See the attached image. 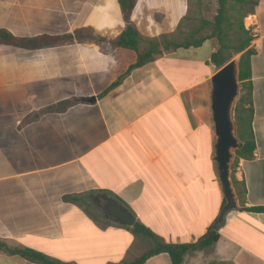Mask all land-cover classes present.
<instances>
[{"label":"crops","instance_id":"crops-1","mask_svg":"<svg viewBox=\"0 0 264 264\" xmlns=\"http://www.w3.org/2000/svg\"><path fill=\"white\" fill-rule=\"evenodd\" d=\"M190 0H137L131 22L143 52L172 40ZM248 28L255 140L234 177L246 193L218 241L182 264H264V0ZM125 23L117 0H0V29L19 38L90 31L103 42L22 49L0 44V241L63 264H125L150 244L102 215L112 199L163 244L193 245L223 207L210 112L216 40L155 55L115 49ZM180 35H183L182 33ZM210 43L208 55L201 49ZM80 99L65 111L41 110ZM30 118L28 121L26 119ZM95 213L102 216L98 219ZM0 264H33L0 252ZM145 264H171L168 254Z\"/></svg>","mask_w":264,"mask_h":264},{"label":"trees","instance_id":"trees-1","mask_svg":"<svg viewBox=\"0 0 264 264\" xmlns=\"http://www.w3.org/2000/svg\"><path fill=\"white\" fill-rule=\"evenodd\" d=\"M125 23L123 32L113 40L108 42L109 46L115 49L131 50L137 54L136 63L133 68L140 67L143 64L150 62L155 55H160L168 51H175L178 49H188L200 47L205 41L214 39L218 44V50L211 55L210 62L216 67L221 68L225 63L223 54L225 51L231 49L228 43H231L230 33L232 23L229 15V3L231 0H215L217 4L216 15L213 21L204 22L202 29L209 30L210 33L205 36H197L201 28L194 32L189 37L180 42L173 40L151 41L146 50L141 52L139 50V34L131 22L133 10L136 6L137 0H117ZM258 0H235V3L244 5L251 3L252 6H257ZM253 9V10H254ZM233 43L235 44L234 52L241 54L238 62V82L240 85L239 97L233 109V118L235 123V134L239 140V148L234 151L235 167L239 159L250 160L253 158L255 150V140L252 129V122L254 117V108L252 101V81H251V67L250 59L255 54L254 50L250 48L253 36L250 35L243 25L242 19L238 23L237 30L234 34ZM80 40H88L94 42H103L100 37L95 36L90 31H75L59 37L40 36L36 38H19L5 29H0V44H5L22 49H38L44 47L60 46L70 44ZM229 62V61H228ZM82 101L80 99H71L60 103L56 106H51L41 110L44 112H60L65 111L71 105ZM30 118L26 119L28 121ZM232 187L236 196L240 199L246 193L244 183L238 182L234 175L231 178ZM225 203V201H224ZM223 203V204H224ZM240 211L250 213H264V207L245 208L241 206ZM135 236L147 241L150 248L144 251L139 257L131 262L125 264H145L150 258L162 253L169 256L171 264H182L184 256L189 252L202 251L205 248L212 247L219 238V226L205 235L196 244L193 245H179L176 250H172L173 246L165 245L161 240L154 235L148 228L136 222L133 227H126ZM0 252L10 256H18L33 264H63L58 261L51 260L43 253L31 250L28 248H14L7 246L0 241Z\"/></svg>","mask_w":264,"mask_h":264},{"label":"water","instance_id":"water-1","mask_svg":"<svg viewBox=\"0 0 264 264\" xmlns=\"http://www.w3.org/2000/svg\"><path fill=\"white\" fill-rule=\"evenodd\" d=\"M238 62L239 58L230 60L210 78V112L214 133L212 161L225 203L209 232L221 225L230 212L238 209L230 178L233 153L240 145L235 134L233 119L234 105L239 97ZM108 201V214L116 224L133 227L136 223L135 216L115 200L108 199ZM176 249V246L172 247V250Z\"/></svg>","mask_w":264,"mask_h":264},{"label":"rangeland","instance_id":"rangeland-1","mask_svg":"<svg viewBox=\"0 0 264 264\" xmlns=\"http://www.w3.org/2000/svg\"><path fill=\"white\" fill-rule=\"evenodd\" d=\"M229 5H230L229 7L230 21L233 26L231 28L232 31L230 33L231 43H228L231 49L225 51V53L223 54V57L225 58L226 62L234 58L240 59L241 57V54H236L233 49L235 47V44L233 43V40L235 38L234 34L235 31L237 30L238 23L241 21V19L245 29L249 31L251 36H253V31L248 28L250 22H252V20H248V19L254 13L253 10L254 7L252 6V4L246 3L244 5H239L235 3V0H231ZM216 9H217V4L215 0H190L189 15L186 18V20L182 23V30L178 31L179 34H177L172 40L175 42H180L185 38L189 37L190 35H192L200 28L201 30L197 34V36H205L209 34L210 31L202 29V25L204 22L213 21V18L216 15ZM181 33L183 35H180ZM209 46L210 43H206L201 49H199V50H203L202 52L204 57L208 55V50H210ZM239 91H240V85H239ZM235 172H236V167H235L234 154H233V158L230 164V178H232ZM95 216L98 219L102 218V216L98 213L97 214L95 213Z\"/></svg>","mask_w":264,"mask_h":264},{"label":"flooded vegetation","instance_id":"flooded-vegetation-1","mask_svg":"<svg viewBox=\"0 0 264 264\" xmlns=\"http://www.w3.org/2000/svg\"><path fill=\"white\" fill-rule=\"evenodd\" d=\"M99 207L101 209L102 215L108 217V207H109V201L108 200H102L99 204Z\"/></svg>","mask_w":264,"mask_h":264}]
</instances>
